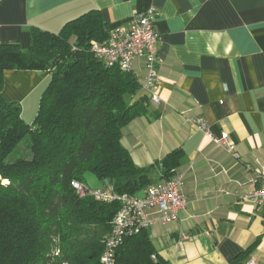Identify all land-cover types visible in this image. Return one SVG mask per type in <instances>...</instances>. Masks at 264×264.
<instances>
[{
    "label": "crops",
    "instance_id": "obj_1",
    "mask_svg": "<svg viewBox=\"0 0 264 264\" xmlns=\"http://www.w3.org/2000/svg\"><path fill=\"white\" fill-rule=\"evenodd\" d=\"M151 7L161 103L151 106L158 116L125 127L122 144L149 168L150 185L167 180L162 160L182 149L189 199L178 222L148 230L152 242L170 264H264V220L253 203L239 202L258 187L253 169L264 165V0H0V44L27 50L33 28L58 33L91 11L109 30L124 28ZM133 72L143 81L145 62L136 60ZM49 80L47 71L8 70L2 94L22 111L28 102L39 108ZM198 116L213 134H229L240 159L189 121ZM88 175L87 187L107 186L94 175L91 186Z\"/></svg>",
    "mask_w": 264,
    "mask_h": 264
},
{
    "label": "trees",
    "instance_id": "obj_2",
    "mask_svg": "<svg viewBox=\"0 0 264 264\" xmlns=\"http://www.w3.org/2000/svg\"><path fill=\"white\" fill-rule=\"evenodd\" d=\"M109 31L91 11L58 33L33 28L27 50L0 44V264H103L119 204L82 197L73 182L87 187L92 174L119 194L138 196L151 184L149 168L135 165L122 135L134 120L158 115L133 71L95 57L92 44ZM8 70L50 73L33 123L2 94ZM27 138L30 155L10 160ZM183 155L176 149L164 157L167 178ZM114 264L170 263L144 230L117 248Z\"/></svg>",
    "mask_w": 264,
    "mask_h": 264
},
{
    "label": "built area",
    "instance_id": "obj_3",
    "mask_svg": "<svg viewBox=\"0 0 264 264\" xmlns=\"http://www.w3.org/2000/svg\"><path fill=\"white\" fill-rule=\"evenodd\" d=\"M158 10L155 7L135 12L128 27L109 31L104 42H94L91 49L97 59L110 67H117L123 72L134 69L135 61L145 62L146 75L142 81L143 89L150 93L151 102L160 105L158 94L160 86V58L157 51L159 35L155 21ZM214 145L220 146L228 154L240 159L236 144L228 133L220 136L213 134L208 121L203 116L189 120ZM254 181L258 187L239 198L240 203L251 202L264 220V165L253 169ZM186 174L177 170L164 183L150 185L142 195L119 194L112 187L92 189L80 182H73L74 188L82 197L90 196L105 204H119L112 229L105 241L101 261L114 264L117 248L127 239L149 230L155 223L170 224L180 220V213L186 209L189 199L185 193ZM248 264H255L250 261Z\"/></svg>",
    "mask_w": 264,
    "mask_h": 264
},
{
    "label": "rangeland",
    "instance_id": "obj_4",
    "mask_svg": "<svg viewBox=\"0 0 264 264\" xmlns=\"http://www.w3.org/2000/svg\"><path fill=\"white\" fill-rule=\"evenodd\" d=\"M38 113V106H34L31 102L25 103L22 116L27 123H33ZM29 139H25L20 146L11 154L10 160H15L19 157H28L29 154ZM92 174L88 175L89 184L92 186L91 178ZM98 186V185H97Z\"/></svg>",
    "mask_w": 264,
    "mask_h": 264
},
{
    "label": "water",
    "instance_id": "obj_5",
    "mask_svg": "<svg viewBox=\"0 0 264 264\" xmlns=\"http://www.w3.org/2000/svg\"><path fill=\"white\" fill-rule=\"evenodd\" d=\"M105 184H106V185H109V181L106 180V181H105Z\"/></svg>",
    "mask_w": 264,
    "mask_h": 264
}]
</instances>
